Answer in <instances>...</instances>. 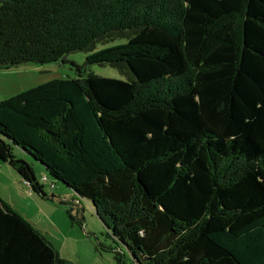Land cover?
<instances>
[{
	"label": "trees",
	"instance_id": "trees-1",
	"mask_svg": "<svg viewBox=\"0 0 264 264\" xmlns=\"http://www.w3.org/2000/svg\"><path fill=\"white\" fill-rule=\"evenodd\" d=\"M75 52L128 80L1 101L0 161L46 197L14 150L42 164L137 264H264V0H0V71ZM0 264L66 263L0 199Z\"/></svg>",
	"mask_w": 264,
	"mask_h": 264
},
{
	"label": "rangeland",
	"instance_id": "rangeland-1",
	"mask_svg": "<svg viewBox=\"0 0 264 264\" xmlns=\"http://www.w3.org/2000/svg\"><path fill=\"white\" fill-rule=\"evenodd\" d=\"M127 42V38H118L98 43L95 51ZM88 55L75 52L66 56L65 61L27 64L0 71V102L54 80L77 79L90 74L128 80L126 74L111 65L87 64ZM261 132H257L255 138L264 147ZM14 155L32 165L46 197L33 192L13 167L0 161V199L44 235L66 264H137L126 248L111 237L90 202L53 179L46 168L29 155L19 149L14 150ZM260 175L264 182L263 170ZM44 177L48 181H43Z\"/></svg>",
	"mask_w": 264,
	"mask_h": 264
},
{
	"label": "built area",
	"instance_id": "built-area-1",
	"mask_svg": "<svg viewBox=\"0 0 264 264\" xmlns=\"http://www.w3.org/2000/svg\"><path fill=\"white\" fill-rule=\"evenodd\" d=\"M43 181H46V178H44V180ZM27 185H29L28 183H26ZM30 186V185H29Z\"/></svg>",
	"mask_w": 264,
	"mask_h": 264
}]
</instances>
